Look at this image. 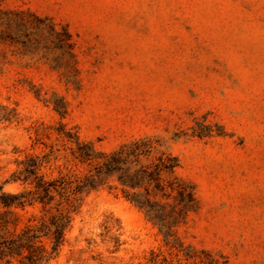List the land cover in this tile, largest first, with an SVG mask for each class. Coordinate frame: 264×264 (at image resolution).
<instances>
[{
    "label": "rangeland",
    "instance_id": "rangeland-1",
    "mask_svg": "<svg viewBox=\"0 0 264 264\" xmlns=\"http://www.w3.org/2000/svg\"><path fill=\"white\" fill-rule=\"evenodd\" d=\"M76 136L178 165L150 196L164 227L116 175L72 195L50 264H264V0H0L1 190L29 188L13 176L30 156L48 179L91 174ZM41 214L0 204V234Z\"/></svg>",
    "mask_w": 264,
    "mask_h": 264
},
{
    "label": "trees",
    "instance_id": "trees-1",
    "mask_svg": "<svg viewBox=\"0 0 264 264\" xmlns=\"http://www.w3.org/2000/svg\"><path fill=\"white\" fill-rule=\"evenodd\" d=\"M76 144V158L83 162L100 161L91 174L76 181L74 186L64 179L46 178L41 172L44 159L30 156L23 162V168L13 176L14 180L29 185V188L20 192H5L0 188V204L8 212H12V208L24 209L39 204L42 213L36 222L26 224L20 231L0 234V264H50L59 255L71 227L72 210L64 208V203H70L72 195L94 189L115 175L123 186L145 188L146 193H134L129 195V199L164 227L161 208L150 196L154 190H165L163 175L174 172L178 165L176 157L160 156L158 162L151 166L142 164V158L148 157L151 152L150 146L143 140L124 144L108 154L95 150L92 144L80 141L77 136ZM167 186L174 188L173 182ZM178 192L184 208L190 201H194L193 191L187 190L186 186H180ZM5 223L7 220L4 219L0 226ZM202 253L205 259L200 260L201 264H221L209 251L202 250Z\"/></svg>",
    "mask_w": 264,
    "mask_h": 264
}]
</instances>
